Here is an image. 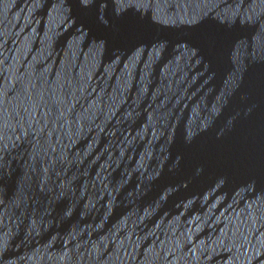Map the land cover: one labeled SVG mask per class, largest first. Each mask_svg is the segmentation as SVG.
<instances>
[{"label": "water", "instance_id": "95a60500", "mask_svg": "<svg viewBox=\"0 0 264 264\" xmlns=\"http://www.w3.org/2000/svg\"><path fill=\"white\" fill-rule=\"evenodd\" d=\"M0 264H264V0H0Z\"/></svg>", "mask_w": 264, "mask_h": 264}]
</instances>
